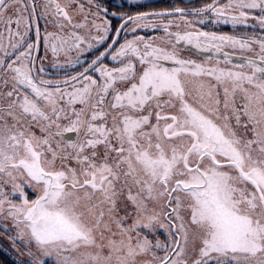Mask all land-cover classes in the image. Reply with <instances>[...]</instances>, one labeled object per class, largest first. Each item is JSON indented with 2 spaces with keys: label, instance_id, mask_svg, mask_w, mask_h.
<instances>
[{
  "label": "snow or ice",
  "instance_id": "1",
  "mask_svg": "<svg viewBox=\"0 0 264 264\" xmlns=\"http://www.w3.org/2000/svg\"><path fill=\"white\" fill-rule=\"evenodd\" d=\"M0 254L264 264V0H0Z\"/></svg>",
  "mask_w": 264,
  "mask_h": 264
},
{
  "label": "flooded vegetation",
  "instance_id": "2",
  "mask_svg": "<svg viewBox=\"0 0 264 264\" xmlns=\"http://www.w3.org/2000/svg\"><path fill=\"white\" fill-rule=\"evenodd\" d=\"M229 30H230V29H227V28L225 29V31H229Z\"/></svg>",
  "mask_w": 264,
  "mask_h": 264
},
{
  "label": "trees",
  "instance_id": "3",
  "mask_svg": "<svg viewBox=\"0 0 264 264\" xmlns=\"http://www.w3.org/2000/svg\"><path fill=\"white\" fill-rule=\"evenodd\" d=\"M225 30V29H224ZM0 256H2V254H0Z\"/></svg>",
  "mask_w": 264,
  "mask_h": 264
}]
</instances>
